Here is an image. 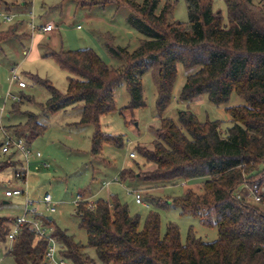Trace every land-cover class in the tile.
<instances>
[{
	"label": "trees",
	"instance_id": "obj_1",
	"mask_svg": "<svg viewBox=\"0 0 264 264\" xmlns=\"http://www.w3.org/2000/svg\"><path fill=\"white\" fill-rule=\"evenodd\" d=\"M13 1L0 0V7L11 12ZM185 1L187 22L173 20L175 3L171 0H165L160 9L162 0H77L79 5L90 7L110 2L127 6L129 26L144 38L131 51L114 45L113 37H108L106 46L122 61L119 67L109 65L93 48H47L46 54L71 74L64 92L48 79L32 77L50 92L40 104L43 112L83 105L78 123L94 125L91 152L99 156L104 144L124 145L123 135L107 133L100 126L101 116L117 110L116 88L125 84L131 97L122 114L144 107L143 76L152 70L160 123L152 127L156 138L151 145L136 146L149 167H126L119 180L128 189L139 191L141 186L156 188L205 178L200 190L150 201L158 207L179 206L182 213L192 214L203 225L216 226L218 237L205 241L192 226L183 242L175 222H169L162 233L159 211L151 210L142 223L139 214L131 213L127 203L111 194L76 204L80 227L88 235L86 245L59 227L50 215L44 217L61 244V256L71 264H96L84 253L86 248H94L104 264H264V0L258 5L254 0H225L227 23L222 13L215 11L214 0ZM11 37H19L13 27H0V43ZM178 64L187 70L197 68L181 89L182 101L202 94L215 105L228 103L233 93L242 99V103L226 107L231 125L225 133L221 120L201 121L189 109L180 110L178 120L163 116L172 102ZM24 99L34 102L21 95L12 109L18 111ZM7 129L25 138L30 146L47 126L39 121V114L28 112L26 122ZM13 158L7 155L0 161V173L20 164ZM243 187L249 188L252 197L254 191L261 195L259 205L239 194ZM90 202L95 203L94 209L88 207ZM14 220L0 216V241L8 240L9 245ZM9 245L7 254L17 264H43L48 241L24 224L11 248Z\"/></svg>",
	"mask_w": 264,
	"mask_h": 264
},
{
	"label": "rangeland",
	"instance_id": "obj_2",
	"mask_svg": "<svg viewBox=\"0 0 264 264\" xmlns=\"http://www.w3.org/2000/svg\"><path fill=\"white\" fill-rule=\"evenodd\" d=\"M18 1L24 4H17ZM142 2V0H138ZM165 0L160 3L162 8ZM175 3L173 20L187 22L189 20L188 6L185 0H171ZM12 13H16L15 21L24 20L25 25L19 27L22 30L19 37H11L0 43V127L5 128L24 123L27 113L39 114V121L47 126L46 131L37 137L30 148L35 152H41V157L33 155L28 168L25 182L13 181L9 183L11 170L5 169L0 173V216L14 218L20 215L25 208V197L39 203L43 196L49 192L52 194L57 211L50 216L62 229H66L75 240L83 245L88 242V235L84 228L80 227V220L75 214V199L79 192L89 195V199L109 198L111 194L119 196L122 202L127 203L133 214L141 216L143 223L151 210H157L161 214V230L165 233L167 224L175 222L180 227L182 241L185 242L190 227L193 226L197 236L205 241H213L218 237V228L208 227L200 222V219L189 213H182L179 206L158 207L150 199L179 196L188 190H200L205 178H197L190 181H175L162 187H140L144 204L135 201L133 193H129L128 187L121 183L119 175L126 167L138 169L148 168L149 163L138 154L136 146L151 145L156 138L153 128L160 123L156 101L158 96L157 84L152 70L143 76V95L146 105L134 110L121 109L131 102V97L125 84L116 88L115 101L117 110L103 115L100 118L101 129L107 133L121 134L124 137V145L117 147L113 144H104L99 156L92 154V134L94 125L79 124L83 113V105L77 104L57 112H43L41 103L49 98L47 87L35 82L32 75L50 80L61 91H66L68 76L71 74L63 70L52 56L46 54V49L53 51L77 50L81 48H93L105 62L114 67H119L122 61L113 56L106 46L109 36L113 37V44L135 50L142 34L133 30L128 22L129 9L127 6H119L114 2L104 5L82 6L77 0H14ZM256 5L259 0H254ZM215 11H220L224 22H228V9L225 0H214ZM0 7V12L4 11ZM35 15L36 25L51 23L54 29L50 32L36 30L33 35L30 28L32 16ZM10 22L0 18V27H6ZM80 25V28L78 26ZM17 26L16 24L11 27ZM24 26V27H23ZM27 50V54L24 53ZM13 69L20 79L27 83V87L18 88L16 85L11 90L21 95L30 96L34 102L22 100L18 111H14L13 104L17 101L8 100L4 106V96L10 87ZM197 68L185 69L178 64V74L173 87L172 102L164 112V117H172L178 120V112L189 109L194 112L201 121L206 119L221 120L222 131L225 133L231 125L230 115L226 107L242 103V99L233 93L228 103L215 105L209 101L207 94L192 101L180 99L181 89L187 76L194 73ZM11 112L10 116L6 113ZM10 133H12L10 131ZM4 132L0 129V145L4 141ZM1 150V149H0ZM136 152L135 156L130 153ZM7 158L0 151V161ZM109 182V184H106ZM25 188L23 196L6 197V185ZM247 187L241 188L239 194L253 203L251 191ZM168 199V198H165ZM164 199V200H165ZM6 201V202H5ZM168 202H170L168 200ZM8 240L0 241V264H17L12 256L7 254ZM85 254L94 258L96 264H104L98 260L94 248H86Z\"/></svg>",
	"mask_w": 264,
	"mask_h": 264
},
{
	"label": "built area",
	"instance_id": "obj_3",
	"mask_svg": "<svg viewBox=\"0 0 264 264\" xmlns=\"http://www.w3.org/2000/svg\"><path fill=\"white\" fill-rule=\"evenodd\" d=\"M32 16V20L30 22V28L32 32H35L37 29L43 32H50L54 29L53 24H45V25H36L34 21V14L30 12ZM0 18H2L5 22H12L16 18V14L1 11ZM80 28V25L78 26ZM11 85H16L18 88H25L27 87V83L20 79L16 70L13 69L12 76L10 80ZM20 101L21 97L14 93L11 88L6 92L4 96V105L8 100ZM4 111V107L2 108ZM0 129L4 132L5 139L0 145V151L4 155H12L14 160L20 161V164L17 165L11 171L10 179L15 181H23L25 182L28 168L31 162V157L33 155L37 157H41V152L33 151L30 146L28 145L27 141L23 137H17L14 134L10 133V131L5 128L4 126L0 127ZM131 156H134V153H131ZM7 189L5 190L6 197H15V196H23L26 193V189L18 186H10L9 184L6 185ZM129 193H133L135 197V201L139 204H144V200L140 190L135 191L132 189L128 190ZM253 198L256 201L261 199V195L257 194L255 191L253 193ZM82 200H89L87 195L84 192H79L76 196L75 203ZM55 201L51 193L47 192L39 203H36L33 200H30L28 196L25 197V208L23 212L17 216L14 220L13 227L9 234L10 242L13 243L16 235L21 230V227L24 224H29L31 227L36 230L41 238H44L48 241V248L46 252V256L44 259L43 264H71L67 259L61 256L60 249L61 244L57 240V238L53 235L52 227L48 226L44 222V217L50 214H53L57 211L56 206L54 205ZM95 203L90 202L88 207L91 209L95 208ZM12 247V244L10 248Z\"/></svg>",
	"mask_w": 264,
	"mask_h": 264
},
{
	"label": "crops",
	"instance_id": "obj_4",
	"mask_svg": "<svg viewBox=\"0 0 264 264\" xmlns=\"http://www.w3.org/2000/svg\"><path fill=\"white\" fill-rule=\"evenodd\" d=\"M21 4H24V2H22ZM12 13V12H11ZM14 14H16V13H14ZM17 15V14H16ZM35 16V15H34ZM14 24H16L17 26H15V27H13L14 29H15V31H16V34L18 35H20L22 32V30H20L19 29V27L21 26V25H25V22H24V20H17V21H12V22H10L6 27H4L3 29H8L9 27H11L12 25H14ZM47 24H49V23H47ZM24 27V26H23ZM31 32H32V30H31ZM33 33L34 32H32V35H33ZM24 51V53L25 54H27V50L26 49H24L23 50ZM13 85H11V83H10V87H9V89L12 87ZM21 89V88H20ZM4 107V109H5V105L3 106ZM2 107V108H3ZM10 114H11V112H7L6 113V115L7 116H10ZM2 154V153H1ZM3 155V154H2ZM130 155H131V153H130ZM10 181H9V183L11 182V179H9ZM9 183H7V184H9ZM106 184H109V182H106ZM129 190V189H128ZM86 195H87V198L89 199L90 197H89V195L86 193ZM89 200H91V199H89ZM92 201V200H91ZM6 202V201H5ZM19 216V215H18ZM17 216H15L13 219H15Z\"/></svg>",
	"mask_w": 264,
	"mask_h": 264
}]
</instances>
